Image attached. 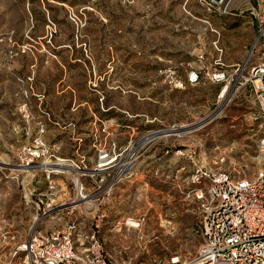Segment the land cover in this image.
Here are the masks:
<instances>
[{
	"label": "rangeland",
	"instance_id": "obj_1",
	"mask_svg": "<svg viewBox=\"0 0 264 264\" xmlns=\"http://www.w3.org/2000/svg\"><path fill=\"white\" fill-rule=\"evenodd\" d=\"M254 2L0 0V264L22 263L15 249L40 215L35 204L45 186L26 184L16 167V152L38 123L55 156L89 174L96 173L99 143L114 144L123 160L135 158L132 173L106 194L94 190L96 178H82L86 193L100 197L95 218L87 211L86 221L99 224L111 264H167L194 254L204 209L186 177L202 167L255 178L263 130L249 86L232 82L221 97L225 83L188 85L186 77L192 69L212 71L218 59L232 73L252 57ZM152 168L162 176L153 177ZM64 181L73 195L71 180ZM62 214L37 230L62 226L69 217Z\"/></svg>",
	"mask_w": 264,
	"mask_h": 264
},
{
	"label": "built area",
	"instance_id": "obj_2",
	"mask_svg": "<svg viewBox=\"0 0 264 264\" xmlns=\"http://www.w3.org/2000/svg\"><path fill=\"white\" fill-rule=\"evenodd\" d=\"M250 16L256 27L252 57L247 58L243 66H237L232 73L221 68L223 65L219 59L215 61L212 71L192 69L187 74L186 83L194 85L204 79L214 85L225 83L223 89L226 88V91L222 95V89L221 97L228 94L232 82L236 89L249 86L258 109L254 120L260 122L263 130L257 143L262 169L251 180L235 179L224 171H211L202 167L194 169L185 182L194 188L192 193L204 209L202 240L190 258L171 256L167 264H264V0H255L250 8ZM253 52L257 55H253ZM259 55L263 57L262 60L250 66L249 60ZM248 66L249 72L245 74ZM237 72L241 73L239 77H235ZM19 112L23 118L28 119L25 106L20 107ZM45 129V124L38 123L37 133L31 142L22 145L16 152V167L23 171L21 173L24 174L25 183L34 181L40 188L41 184L45 186V191L38 193L41 198L35 204L40 215L35 217L34 225L24 242L15 249L14 255L21 253L24 256L22 263L18 264H111L101 247L97 232L99 224L95 222L88 226L86 221L87 211L93 212L92 218H95L100 197H90L86 193L82 178L87 175L96 178L94 190H103L106 194L116 183L132 173L135 158L129 155L130 161L123 160L115 151L114 144V148L107 149L99 143L95 146L96 173L89 174L72 160L55 156L43 139ZM68 166L74 174L66 173ZM114 170L115 175L105 185L110 171ZM150 172L153 177L162 176L158 168H152ZM38 174L42 180L37 179ZM66 178L71 180L73 195L67 191ZM35 191L36 188H33L25 196L26 201H31ZM77 210L79 215L72 216ZM64 212L69 217L62 226L37 230L54 215H60L61 221L64 220Z\"/></svg>",
	"mask_w": 264,
	"mask_h": 264
},
{
	"label": "bare ground",
	"instance_id": "obj_3",
	"mask_svg": "<svg viewBox=\"0 0 264 264\" xmlns=\"http://www.w3.org/2000/svg\"><path fill=\"white\" fill-rule=\"evenodd\" d=\"M226 91V88L223 89L222 91V95L224 94V92ZM219 115V111L215 112V114H213L211 117H209L207 120L203 121L201 124H207L209 121L213 120L216 116ZM175 131V130H174ZM155 137V136H154ZM152 138V137H151ZM260 159V158H259ZM67 170H70V172H72V168L68 166V169ZM101 171V169L99 170ZM67 173V172H66ZM71 174V173H70ZM76 180V179H75Z\"/></svg>",
	"mask_w": 264,
	"mask_h": 264
},
{
	"label": "water",
	"instance_id": "obj_4",
	"mask_svg": "<svg viewBox=\"0 0 264 264\" xmlns=\"http://www.w3.org/2000/svg\"><path fill=\"white\" fill-rule=\"evenodd\" d=\"M212 3H220L222 2L223 0H210Z\"/></svg>",
	"mask_w": 264,
	"mask_h": 264
}]
</instances>
